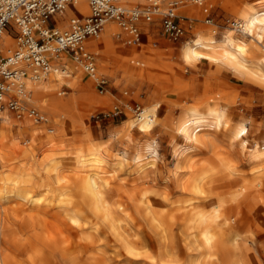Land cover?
<instances>
[{"label":"bare ground","instance_id":"bare-ground-1","mask_svg":"<svg viewBox=\"0 0 264 264\" xmlns=\"http://www.w3.org/2000/svg\"><path fill=\"white\" fill-rule=\"evenodd\" d=\"M75 2L80 12L83 14L88 12L85 0H75ZM236 12L242 34L251 38L249 45L243 42L233 44L230 36L222 42H215L210 37L200 35L187 46L184 58L190 63L198 60L221 63L264 86V23H261L264 21V1L252 7H241ZM66 27L67 24L57 28ZM15 42L14 37L4 32L0 43L3 52L11 51ZM248 46H252L255 52ZM240 49L244 51L241 52ZM55 71L53 78L62 79V75L57 73L58 70ZM47 77L40 76L36 82L26 79L23 81L24 90L31 92L30 95L44 90L43 81ZM186 114L184 118L181 116L182 119L174 125V130H171L181 140V144L178 143L174 150L176 154L174 166L169 170L175 177V189L180 198L176 206L174 205L178 216L167 208L172 205L169 193L165 190L167 186L163 188L161 185V189L149 188L141 194L131 189L133 192L126 197L129 208L147 220L155 236L157 249L159 248V251L156 250L158 251L156 264L180 262L167 254L164 249L167 244L164 247L162 245L163 241H166L165 238H168L165 237L166 230L175 221H182L186 240L183 234L182 236L184 242L187 241L186 258L182 264H264L254 256L246 241L239 237L231 242L228 240V231L232 222L240 224L238 230L243 231L246 238H250L249 225L252 224H255L258 232L264 234V201L260 202L257 196L259 188L264 185V142L255 143L250 148L244 165H240L231 153L234 140L243 136L241 132L245 133L243 127L232 129L218 107L206 105L204 109L190 110ZM2 116L4 115L0 118ZM137 119L140 120L139 127L142 131L148 132L154 123L148 114L141 111L137 114ZM132 125L133 120L128 121V128ZM54 135V131L49 130L46 139L51 142ZM244 144L245 142H242L240 147L243 148ZM50 146L51 149L39 160L23 164L17 176H11L7 172L2 173L4 180L0 187V204L1 199L7 204L24 203L34 207L55 202L62 215L54 221L55 223H50L51 227L48 221L44 223L43 220L36 221L33 212L39 210V207L35 211L29 209L33 211L32 214L31 211L23 212L19 208L16 209L18 212L15 216H13L15 213L11 212L13 213L11 216L15 217L16 230H19L20 223L26 225L28 229L42 231L41 234L37 233L34 236L30 234L31 236L26 237L21 243L18 241L20 245L16 242L19 239L16 241L13 239L12 241L19 246L15 252H11L7 242L10 246L11 243L6 231L11 221L6 216V212L13 206L2 208L4 224L0 225V264H112L109 254L96 246L95 240H92L95 238L94 231L86 229L87 220L91 221V229L98 231L95 227L97 223L107 228L116 239V245L124 252L125 259L131 257L130 259L133 258L136 262L143 254L129 243L126 229L121 223L123 220L120 211L124 205L112 204L107 200L110 193L109 185L104 180L103 174L109 173L106 167L110 153L105 150L99 151L93 144H87L78 148L70 157L60 144L53 143ZM150 153L154 162L157 152L153 149ZM192 153L194 156L190 155ZM114 157L111 167H119V170L124 165L123 157L119 154H114ZM142 158L143 155H135L134 173H138L143 168L140 165ZM8 169L14 170L15 165H9ZM226 173L238 177L239 186L236 189L231 190L228 183H222L220 175ZM8 190H12L14 196H7ZM53 191L56 192L55 195ZM159 203L163 206H158ZM58 220L66 224L65 228L62 226L63 232L59 230L61 225ZM71 233L74 235L78 233V238L69 240L67 235L70 236ZM144 254L150 261L151 259L154 261L155 258L147 252ZM19 255H23L24 258Z\"/></svg>","mask_w":264,"mask_h":264},{"label":"crops","instance_id":"crops-1","mask_svg":"<svg viewBox=\"0 0 264 264\" xmlns=\"http://www.w3.org/2000/svg\"><path fill=\"white\" fill-rule=\"evenodd\" d=\"M202 1L203 5L194 0H179L175 5L184 29L183 35L176 41L167 38L158 18L136 23L139 30L137 43L127 44L129 33L113 20L102 26L97 37H89L85 41V51L94 56L95 74L90 76L85 73L75 93L89 98L106 97L109 103L91 106L95 114L86 121L85 128L79 130H91L99 151L110 149V155H121L124 165L131 169L135 167V155H143L140 162L143 168L135 173L137 182L143 185L175 182L169 170L174 166V150L181 140L171 130L187 115V111L204 109L206 105L218 107L232 129L244 128L243 136L234 140L231 153L240 165H244L255 143L264 142V86L221 63L207 60L190 63L184 58L187 46L200 35L215 42H222L230 36L233 44L243 42L249 45L251 38L229 28L228 22L239 19L236 11L241 7H252L264 0H240L244 4L240 8L227 0ZM75 4H68L64 10L51 16L47 26L64 27L69 18L84 16ZM126 4L144 8L143 1ZM192 15L195 18L190 19ZM207 18L209 23L205 22ZM248 47L255 52L252 46ZM135 56L153 59L166 69L138 64L131 66L132 63L127 60ZM51 63L65 68L63 72L68 71L69 75L62 76L69 81L80 72L81 64L69 57L55 59ZM99 81L103 85H99ZM136 108L154 121L148 132L139 127ZM131 117L133 125L128 128ZM242 142H245L243 148L240 147ZM153 149L157 152L154 162L150 157ZM220 179L222 183H228L231 190L239 186L238 177L229 173L221 174ZM257 196L260 202L264 201V185L259 188ZM239 225L231 223L229 242L239 237L251 247L254 256L264 262V234L252 224L249 225L250 238H246L243 231L238 230Z\"/></svg>","mask_w":264,"mask_h":264},{"label":"rangeland","instance_id":"rangeland-1","mask_svg":"<svg viewBox=\"0 0 264 264\" xmlns=\"http://www.w3.org/2000/svg\"><path fill=\"white\" fill-rule=\"evenodd\" d=\"M173 1L176 2L177 4L179 3V0H162L160 9H165L167 4ZM227 1L237 6V8H240L241 6L244 5L243 3H241L240 0H227ZM176 15L178 16L177 12ZM193 18H195V15H192L190 17V19ZM8 31L10 32V28H8ZM9 35H11L12 37L15 36L14 33L12 34L9 33ZM152 60L153 59L149 60V58L146 59L135 56L133 58L128 59L127 61L129 64L130 62L132 63L131 66H136L138 64L139 66L144 65L145 67H150V68L166 69L163 68L162 65L159 64L157 61H152ZM53 68L58 69L57 73H59V75H63V74L66 76L69 75L68 71L61 72V69H65L62 68V66H53ZM84 75H85V71L83 70L82 67H80V72L77 75H75L73 78H71L70 81L67 78L65 79L63 76L62 79L56 80L53 78V74H52L51 76H48L47 78L44 79L43 81V83H45L44 90L34 95L33 94L30 95L31 92L27 91V94L23 96L25 97V100L27 102L26 103L27 107L35 108L36 110L41 112L47 120L46 123L36 124L28 118L26 113H24L20 118H17L15 112L11 110L5 109L2 111L0 117L1 115L4 116L0 118V157H1L0 187L2 186L4 180V177L2 175L3 172L9 173L11 176H17L20 172L19 169L23 164H27L29 161L32 162L39 160L44 155L45 152L51 149L52 146L50 145L53 143H56L58 145L60 144L61 147L66 151L67 155L70 157H72L75 154V151L80 147H85L87 144L95 145V143L93 142L94 134L91 133V130H79V129L85 128L86 121H88L91 118V116L95 114L93 109H91V106L95 104H108L109 100L106 97L97 96L94 98H89L88 96L75 93L78 90L79 82L82 80V78H84ZM151 75L153 76V74ZM157 78H163V77L158 76ZM61 93L63 94L59 95ZM132 119L133 118L131 117L130 120ZM49 130H53L55 134L51 142H49L46 139ZM19 132H21L23 135L19 134ZM190 155L194 156L193 153ZM114 158H115L114 154H112L108 158L109 163L108 166L106 167V170L109 171V173L103 174L104 180H106L109 185L110 193L107 200L112 204L114 203L120 206L124 205V207H122V210L120 211V213L122 214L121 218L123 220V222L121 223H123V226L126 229L125 232L128 235L129 243H131V245H134L137 249H139V252L142 251L141 254H143V256L145 255L144 253L147 252L150 256L154 257L155 259L154 261H152V259L150 261L149 258L145 256L143 258L142 255L139 256L136 262H134L133 258L130 259L131 257L129 259H125L126 256L123 254L124 252L121 251L120 247L116 245L115 243L116 239L113 238V235L110 233L109 230H107V228L102 227L99 223H97L95 227L98 228V231L91 229L90 220L86 221L85 227L87 230L94 231L93 237L95 238H93L92 240H95L96 246H99L102 249H104L107 255L109 254L108 257L112 262V264H147V263L156 264V256L158 255L157 253L159 251V248L157 249V244L155 243L154 240L155 236H153L154 234L151 231L147 223V220L140 217L139 215L134 213L131 210V208H129V202L127 200L126 203V197L128 194L133 192L131 189H133L136 193L141 194L144 191L148 190L149 188L161 189V185L163 188L164 186L165 187L167 186L168 189L166 187L165 190L169 193V199L172 203L171 205L172 207L168 206L167 208L170 209V212H173L174 214H177L176 216H178V212L174 208L177 204L176 202H178V199H180L177 196L179 194L176 193V189H175L176 182H170L169 185L164 182V183H155V184H149L143 186V184L137 182L133 169H130L125 165H123V167L120 168L121 170L119 169L120 171L118 170L119 167L116 166L114 168L111 167L112 163L114 162ZM192 159L194 158L192 157ZM9 165L10 166L15 165V169L10 171L8 169ZM119 187H123V188H119ZM56 192L53 191V194L55 195ZM7 196H11V197L14 196L13 191L8 190ZM11 205L13 206V208L12 207L8 208ZM27 205L28 204L24 205V203L7 204L6 201L1 199V204H0L1 226L4 224V220L2 219V213H3L2 208L7 207L9 209L6 212V216H8L9 221H11V224L10 227L7 226L6 231L8 233V238L11 243L10 246V244L7 242V244L9 245L8 248L11 250V252H15L16 248L26 237H30L32 234L34 236L37 235V233L38 234L42 233L41 229H34L35 230L34 231L30 228L29 229L26 228V225L20 223L18 225L19 230H16L14 226L16 225L15 223L16 221H14L15 217L13 216H15L16 213L18 212V211L16 212L17 208H19V210H22L23 212L26 210H27L26 212H29L31 210L35 211V209L37 210L39 207V210L35 212L31 211L30 213L31 214L32 212L34 213V215L36 216V221L43 220V223L45 221H48L49 226H51L50 223H55L54 221L58 217H61L60 215H62L60 214L62 213V211L56 206L55 202H52L50 205L42 204L41 206H37V207H34L32 205H28V206ZM158 206H163V205L162 203H159ZM11 212L15 214L13 215V213ZM11 214L13 216H11ZM141 219L143 221H141ZM57 222L61 225L59 226V230L62 231L63 228L62 226H64L65 228L66 224H64L63 222L60 223L59 220ZM11 225L14 226L15 229L12 228ZM182 234L185 239L186 235L185 233H183L182 221H175L170 226V228L166 230L165 237L168 238H165L166 241L164 240L163 241L164 244H162L163 247L165 246V244H167V247L166 246L165 247L168 250L165 247L164 249L167 251V254H169V256H173L172 258H176L177 260L180 261L177 264H182V262L186 258L187 241L184 242L186 239L183 240ZM77 235L78 233H76L75 235L71 233L70 236L69 234L67 235V238L73 241L78 238ZM13 239H15V241L19 239L16 241L19 245H17L15 241H12ZM172 239L173 241H171ZM113 249L116 252L113 251ZM19 256H21L22 259L24 258L23 255H19ZM145 259L148 262L145 261ZM157 263H159L158 260Z\"/></svg>","mask_w":264,"mask_h":264},{"label":"built area","instance_id":"built-area-1","mask_svg":"<svg viewBox=\"0 0 264 264\" xmlns=\"http://www.w3.org/2000/svg\"><path fill=\"white\" fill-rule=\"evenodd\" d=\"M143 1L144 8L126 3ZM162 0H85L88 12L82 17H71L66 28H50L49 18L75 0H0V43L4 32L14 33L15 47L3 52L0 46V114L3 110L15 112L17 118L24 113L36 124L46 123L44 115L35 108H28L24 83L37 81L40 76H51L58 70L51 61L69 57L90 76L95 74L94 56L84 49L89 37H97L102 26L110 20L127 30V44L139 41L136 23L159 18L168 39L178 40L184 33L176 15V2L160 9ZM203 5L202 0H194ZM205 22L209 23L207 18ZM229 28L242 33L238 20L228 22ZM10 28V32L8 31ZM63 72V69H61ZM103 85L102 81L97 82ZM102 88H99V92ZM138 110V108H136ZM140 111L138 110V113Z\"/></svg>","mask_w":264,"mask_h":264},{"label":"snow or ice","instance_id":"snow-or-ice-1","mask_svg":"<svg viewBox=\"0 0 264 264\" xmlns=\"http://www.w3.org/2000/svg\"><path fill=\"white\" fill-rule=\"evenodd\" d=\"M261 23H264V21H261ZM239 51L243 52V49H240ZM241 135H243V132L240 133ZM73 223H75V221H73Z\"/></svg>","mask_w":264,"mask_h":264}]
</instances>
